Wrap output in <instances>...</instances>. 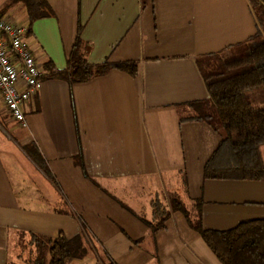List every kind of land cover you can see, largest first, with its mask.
<instances>
[{
    "label": "crops",
    "instance_id": "crops-1",
    "mask_svg": "<svg viewBox=\"0 0 264 264\" xmlns=\"http://www.w3.org/2000/svg\"><path fill=\"white\" fill-rule=\"evenodd\" d=\"M46 1L53 15L30 25L22 2L0 0V17L30 27L44 73L26 127L0 101V264H15L32 234L73 238L82 222L112 264H222L170 201L173 193L194 206L193 219L199 209L206 230L264 220V181L205 179L223 132L188 120L191 104L210 98L197 59L233 57L256 35L248 0ZM79 36L89 63H136L137 75L53 77L67 70ZM254 99L264 107L263 94ZM33 146L47 172L25 151ZM155 199L171 216L152 233L142 219H153Z\"/></svg>",
    "mask_w": 264,
    "mask_h": 264
},
{
    "label": "trees",
    "instance_id": "trees-1",
    "mask_svg": "<svg viewBox=\"0 0 264 264\" xmlns=\"http://www.w3.org/2000/svg\"><path fill=\"white\" fill-rule=\"evenodd\" d=\"M22 2L28 12L30 25L51 17L53 10L46 0H14ZM255 15L258 31L247 43L239 45L233 57L224 54L204 56L197 59L199 69L207 81L210 98L191 104L194 116L188 120L208 123L223 138L204 169L205 179H237L264 181V161L261 148L264 146V107L255 108L248 96L251 90H262L264 95V0H248ZM31 32L27 29V35ZM86 45L77 38L64 72L53 75L71 84H81L105 75L112 68L137 75L136 63L93 65L86 58ZM38 167L47 172L39 153L33 148L25 150ZM80 165L85 172L81 159ZM153 219L142 221L156 233L165 227L170 218L168 208L159 200L153 201ZM200 204V203H199ZM174 212H181L190 227L198 232L210 250L222 264H264V220L243 222L225 230H206L202 226L201 212L196 219L176 198L170 201ZM83 233L67 238L61 233L57 238L31 235L28 245L36 256L26 264H68L84 259L94 251L97 264H112L105 255L101 259L98 247L90 237L84 222Z\"/></svg>",
    "mask_w": 264,
    "mask_h": 264
},
{
    "label": "built area",
    "instance_id": "built-area-1",
    "mask_svg": "<svg viewBox=\"0 0 264 264\" xmlns=\"http://www.w3.org/2000/svg\"><path fill=\"white\" fill-rule=\"evenodd\" d=\"M27 29L10 17H0V101L20 127L25 108L35 100L44 73L27 41Z\"/></svg>",
    "mask_w": 264,
    "mask_h": 264
},
{
    "label": "rangeland",
    "instance_id": "rangeland-1",
    "mask_svg": "<svg viewBox=\"0 0 264 264\" xmlns=\"http://www.w3.org/2000/svg\"><path fill=\"white\" fill-rule=\"evenodd\" d=\"M259 94L261 96L263 94V91L260 89L259 90H251V92L248 93V96L251 98V101H252L254 107L257 106L256 101L254 99V96L259 95ZM260 100H261V98H260ZM4 126L7 127L8 125L4 124ZM9 130H10V127L7 129V132H9V136H13L14 133L12 132V130H10V131ZM261 154H262V157L264 158V148H262ZM171 197L179 199L183 203V205H185V207H187V209H189V210H193L195 208L194 206L190 205L185 199L179 198L176 194L172 193ZM98 251H99V254L101 255V259H103L105 261V258L103 257V255L99 249H98ZM91 255L92 256H88V259H85V260L82 259L83 261L72 260L70 262V264H97V257H96V254L94 253V251H92ZM35 256H36L35 251L32 250V248L28 244L24 245V241H23V243L22 244L20 243V245L17 248V252H16L15 257H14L16 259L15 264H26L30 259L34 258Z\"/></svg>",
    "mask_w": 264,
    "mask_h": 264
}]
</instances>
